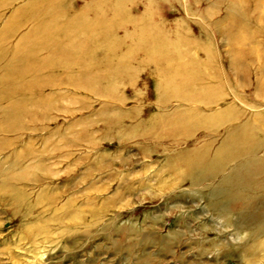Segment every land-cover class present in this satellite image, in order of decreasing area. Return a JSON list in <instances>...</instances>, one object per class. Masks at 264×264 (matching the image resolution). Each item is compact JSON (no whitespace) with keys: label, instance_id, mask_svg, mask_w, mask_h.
<instances>
[{"label":"rangeland","instance_id":"1","mask_svg":"<svg viewBox=\"0 0 264 264\" xmlns=\"http://www.w3.org/2000/svg\"><path fill=\"white\" fill-rule=\"evenodd\" d=\"M28 38L46 68L23 77L32 118L10 121L21 98L0 91V264H264V238L236 233L182 164L234 126L264 135V0H0V49ZM188 66L191 98L174 97Z\"/></svg>","mask_w":264,"mask_h":264},{"label":"bare ground","instance_id":"2","mask_svg":"<svg viewBox=\"0 0 264 264\" xmlns=\"http://www.w3.org/2000/svg\"><path fill=\"white\" fill-rule=\"evenodd\" d=\"M49 8L47 7L45 10L48 11ZM48 33L53 34L54 30L51 26L45 24L36 35L43 36ZM25 43L27 44L25 45ZM28 43L29 38L24 40L21 48L11 49L10 55H5L3 50L0 49V63L7 70L8 78L10 77L11 81L20 80L18 83H11L10 81L5 84L0 81V85L4 84L0 89L2 93L6 92L11 96L18 95L21 98V101L18 100L12 104V110L16 109L15 114L8 116V119L12 122L20 121L18 120L19 113H26L28 118L34 116V113L27 112L26 108L35 104L33 89L38 84L31 79L26 78L24 80L23 77L31 74V71L34 70V64L46 68L44 62L34 59L33 49ZM1 44L2 41L0 40V47ZM151 53V57L158 65H162L165 59L171 61L174 57L170 49ZM160 70L163 73L165 72L166 75L171 71V69L164 70L163 68H160ZM174 73L176 71H173ZM177 73L181 77L189 73V79L182 84L164 89L169 90L174 97L191 98L192 81L195 80L192 77H195L198 73L197 70L195 67L188 66L181 71H177ZM211 121H214L213 125L206 124ZM221 121V114L209 118L205 116L196 119L191 116L190 118H175L171 121V124L163 128L162 136L173 138L175 136L190 135L199 128H203V130L215 129L223 124ZM261 134L256 129L234 126L227 132L212 156L205 151L196 152L197 150H195L189 154L185 153L182 161L186 177L195 185L206 183L205 187L208 188V195L217 200L212 203V209L222 216L230 212L231 217H228L227 222L236 233H246L249 238L258 239L264 238V135ZM204 148L207 150L208 147ZM229 164L231 169L222 175L217 182L216 176L219 175V171H223ZM215 181L216 183L213 185L212 183Z\"/></svg>","mask_w":264,"mask_h":264}]
</instances>
